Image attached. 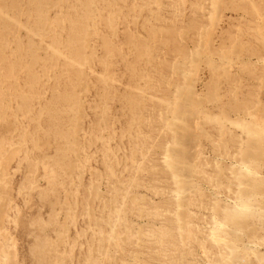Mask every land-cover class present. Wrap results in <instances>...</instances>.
<instances>
[{
    "label": "rangeland",
    "instance_id": "374dc122",
    "mask_svg": "<svg viewBox=\"0 0 264 264\" xmlns=\"http://www.w3.org/2000/svg\"><path fill=\"white\" fill-rule=\"evenodd\" d=\"M0 264H264V0H0Z\"/></svg>",
    "mask_w": 264,
    "mask_h": 264
},
{
    "label": "bare ground",
    "instance_id": "6f19581e",
    "mask_svg": "<svg viewBox=\"0 0 264 264\" xmlns=\"http://www.w3.org/2000/svg\"><path fill=\"white\" fill-rule=\"evenodd\" d=\"M176 171H177V169H176ZM173 172H175V171H173Z\"/></svg>",
    "mask_w": 264,
    "mask_h": 264
}]
</instances>
